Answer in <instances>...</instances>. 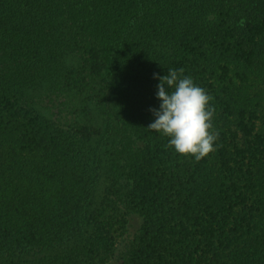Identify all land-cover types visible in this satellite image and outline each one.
<instances>
[{
  "label": "trees",
  "instance_id": "16d2710c",
  "mask_svg": "<svg viewBox=\"0 0 264 264\" xmlns=\"http://www.w3.org/2000/svg\"><path fill=\"white\" fill-rule=\"evenodd\" d=\"M180 68L199 162L148 129ZM0 264H264V0H0Z\"/></svg>",
  "mask_w": 264,
  "mask_h": 264
},
{
  "label": "clouds",
  "instance_id": "9594fccd",
  "mask_svg": "<svg viewBox=\"0 0 264 264\" xmlns=\"http://www.w3.org/2000/svg\"><path fill=\"white\" fill-rule=\"evenodd\" d=\"M243 24L241 20L240 25ZM184 71L169 69L162 77L154 74L160 81L157 85L160 107L150 109L155 119L148 129L168 137L167 148L199 162L217 150L218 132L213 127L215 108L211 105L214 97Z\"/></svg>",
  "mask_w": 264,
  "mask_h": 264
},
{
  "label": "rangeland",
  "instance_id": "374dc122",
  "mask_svg": "<svg viewBox=\"0 0 264 264\" xmlns=\"http://www.w3.org/2000/svg\"><path fill=\"white\" fill-rule=\"evenodd\" d=\"M133 228H134V227H133ZM133 228H132V229H133ZM132 229H131V230H132Z\"/></svg>",
  "mask_w": 264,
  "mask_h": 264
}]
</instances>
